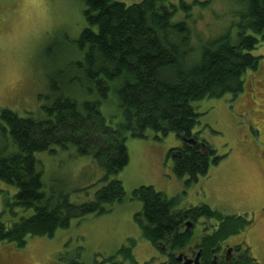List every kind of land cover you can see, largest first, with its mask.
<instances>
[{"label":"trees","instance_id":"1","mask_svg":"<svg viewBox=\"0 0 264 264\" xmlns=\"http://www.w3.org/2000/svg\"><path fill=\"white\" fill-rule=\"evenodd\" d=\"M237 2L242 9L239 21L233 24L237 33L230 28L198 50L191 45L194 33L187 23L172 20L178 10L189 13L194 5L203 3L176 6L168 0H143L127 6L114 0H86L87 28L75 42L70 74L62 77L63 72H58L49 79L51 98L43 107L44 116L0 112V127L11 142V150L0 151V181L17 190L10 208L23 212L10 224L0 221V243L24 249L30 239L52 238L58 230L69 228L72 220L102 215L107 205L122 203L126 190L113 177L130 162L129 137L147 139L152 131L193 140L168 153L174 174L178 179L188 177V186L220 163L216 151L194 133L199 121L194 103L226 95L237 99L244 92L247 71L256 72L260 67L263 57L253 51L264 42V0ZM111 92L123 118L116 127L101 110ZM70 147L79 156L90 157L105 173V185L95 198L81 204L73 203L63 189L46 185L37 157ZM132 199L142 203L136 221L143 238L154 245L175 238L182 249L190 241L183 233L188 220H215L219 225L206 236L204 264H211L210 249L252 224L245 217H225L208 205L178 210V199H170L154 187L134 190ZM130 244L95 264H139L132 252L133 242ZM71 264L84 263L75 260ZM166 264L182 263L172 258ZM218 264L228 263L218 260ZM229 264L260 263L245 252Z\"/></svg>","mask_w":264,"mask_h":264},{"label":"rangeland","instance_id":"2","mask_svg":"<svg viewBox=\"0 0 264 264\" xmlns=\"http://www.w3.org/2000/svg\"><path fill=\"white\" fill-rule=\"evenodd\" d=\"M114 1L130 6L143 0ZM196 1L205 5H194L189 13L178 10L172 20L187 23L194 33L191 45L195 49L222 37L230 28L237 33L233 24L242 10L237 0H168L176 6ZM85 9L86 0H0V112L44 116L43 107L51 98L49 79L58 72H63L62 77L70 74L75 42L87 28ZM253 54L263 59L256 72L247 71L244 92L237 99L226 95L194 103L199 113L194 133L220 157V163L211 166L206 176L189 186L188 177H176L168 153L182 147L184 141L175 134L163 137L148 131L147 139L129 137L130 162L113 177L126 190L122 203L107 205L102 215L74 219L52 238L30 239L24 249L0 243V264H71L75 260L95 264L132 245L130 242L139 264L158 260L161 253L143 238L136 221L142 203L133 200L132 194L140 187H154L166 197L178 199V210L208 205L225 217H245L251 226L228 243L247 246L252 257L264 264V42ZM101 110L112 126L123 121L114 92ZM3 133L0 127V151H9L11 142ZM55 150L53 155L37 156L46 185L63 189L76 204L93 200L105 185L104 170L90 157L79 156L73 147ZM16 193L13 186L0 181V221L6 224L23 214L17 207L10 208ZM199 222L218 224L204 218Z\"/></svg>","mask_w":264,"mask_h":264},{"label":"flooded vegetation","instance_id":"3","mask_svg":"<svg viewBox=\"0 0 264 264\" xmlns=\"http://www.w3.org/2000/svg\"><path fill=\"white\" fill-rule=\"evenodd\" d=\"M183 141L184 145L187 143H193V140ZM199 221L195 222L194 220H188L185 223L183 233L189 238L190 241L182 249L176 246L175 242L173 241L175 238H171L170 243H158L157 245H154L150 242L153 249H155V252H160L161 255L159 256L160 258L155 257L158 258V260H151L145 264H166L172 258H174L178 263L182 264H204L203 252H206L204 247L206 236L212 235L219 224L216 226H207V223L201 224ZM242 232L243 231L229 235V237L216 244L213 249H210L209 252L213 253L210 263L218 264V260H222L223 262L229 264L235 259H240L245 254V252H250L247 246L244 249L243 245L238 246L228 243L229 239L239 236ZM188 252H190V254ZM215 252H217V254H215Z\"/></svg>","mask_w":264,"mask_h":264}]
</instances>
